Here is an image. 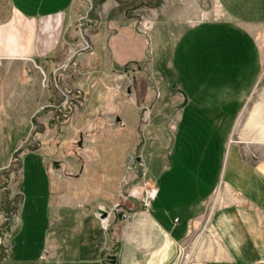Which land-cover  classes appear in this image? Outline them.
<instances>
[{
  "label": "rangeland",
  "instance_id": "obj_1",
  "mask_svg": "<svg viewBox=\"0 0 264 264\" xmlns=\"http://www.w3.org/2000/svg\"><path fill=\"white\" fill-rule=\"evenodd\" d=\"M96 1L79 0L75 52L83 40L80 19L90 22L89 36L112 29L110 22L95 17ZM258 2L221 0L223 8L237 16L254 13ZM160 4L161 0H133L114 15L133 20L135 29L142 30L147 9ZM7 15L6 0H0V23ZM168 30L166 41L154 49L147 47L137 65L117 67L106 61L107 49L94 53L90 45L80 53L85 59L77 63L71 57L60 64L54 55L44 60L0 59V264L8 253L14 261H38L41 254L38 264H71L65 253L52 252L51 234L43 251L55 214L52 206L62 200L70 202L60 214L65 224L83 218L98 235L104 230L110 235L119 213L127 217L142 208L141 199L149 188L180 181L188 200H197L201 195L197 183L205 190L228 181L232 158L223 138L213 145L210 158L185 154L176 159L168 152L174 139L168 125L175 119L172 96L181 88H193L170 70L178 31L174 26ZM146 31L145 27L144 35ZM199 166L204 167V177H198ZM170 168L172 173L162 178ZM99 211L106 213L105 218ZM209 217L206 212L192 230L176 264L204 263L197 253L210 235ZM78 235L70 237V247L78 248ZM93 241H85L77 252H93L98 243ZM110 251L98 252L91 263L83 264H109Z\"/></svg>",
  "mask_w": 264,
  "mask_h": 264
},
{
  "label": "crops",
  "instance_id": "obj_2",
  "mask_svg": "<svg viewBox=\"0 0 264 264\" xmlns=\"http://www.w3.org/2000/svg\"><path fill=\"white\" fill-rule=\"evenodd\" d=\"M130 1H100L95 17L110 22L111 30L106 27L89 36L90 22L84 24L80 19L84 25L78 32L83 40L75 52L79 0H6L8 15L0 23V59L44 60L54 55L60 64L71 57L77 63L85 59L80 53L90 45L94 53L107 49L106 61L117 67L137 65L147 47L154 49L164 42L168 27H177L170 70L193 88H181L172 96L175 119L168 125L174 139L168 152L176 159L185 154L193 155L192 159L210 158L213 145L223 138L232 158L229 179L205 190L197 183V192H201L197 200H188L181 182L169 179L153 187L155 197L148 209L133 210L125 220L117 217L110 235L105 230L98 235L83 218L65 224L60 214L70 208V202L62 200L52 206L55 214L43 251L49 247L51 234L50 249L65 253L71 264L91 263L94 255L108 250L109 264L110 258L114 264H176L181 246L207 212L210 235L197 253L203 264H264V0H259L258 11L244 16L225 10L221 0H161L158 7L147 9V25L140 24L142 30L135 29L133 20L114 15ZM163 143L168 146L167 141ZM172 170L167 169L162 178ZM203 171L204 167L197 168L198 177L206 175ZM73 234H79L78 248L85 241H98L93 252L70 247ZM38 261H14L8 253L3 264Z\"/></svg>",
  "mask_w": 264,
  "mask_h": 264
},
{
  "label": "built area",
  "instance_id": "obj_3",
  "mask_svg": "<svg viewBox=\"0 0 264 264\" xmlns=\"http://www.w3.org/2000/svg\"><path fill=\"white\" fill-rule=\"evenodd\" d=\"M153 188H149L148 190L145 191L144 197L141 199V206L143 209H148L151 206V203L155 197V192L151 194ZM155 191V190H154ZM122 219H125L124 215L122 214ZM177 222V220H175Z\"/></svg>",
  "mask_w": 264,
  "mask_h": 264
},
{
  "label": "water",
  "instance_id": "obj_4",
  "mask_svg": "<svg viewBox=\"0 0 264 264\" xmlns=\"http://www.w3.org/2000/svg\"><path fill=\"white\" fill-rule=\"evenodd\" d=\"M96 4L98 5L99 3H98V0L96 1ZM138 69H139V67H138ZM117 121H118V119H117ZM32 122H33V120H32ZM53 166L56 168L57 167V164L54 162L53 163ZM99 213L101 214V217L102 218H105V216H106V213L105 212H103V211H99ZM122 217V214H118V218H121ZM110 264H114V259L113 258H110Z\"/></svg>",
  "mask_w": 264,
  "mask_h": 264
},
{
  "label": "bare ground",
  "instance_id": "obj_5",
  "mask_svg": "<svg viewBox=\"0 0 264 264\" xmlns=\"http://www.w3.org/2000/svg\"><path fill=\"white\" fill-rule=\"evenodd\" d=\"M155 191H154V189H152V192H151V194H153Z\"/></svg>",
  "mask_w": 264,
  "mask_h": 264
},
{
  "label": "trees",
  "instance_id": "obj_6",
  "mask_svg": "<svg viewBox=\"0 0 264 264\" xmlns=\"http://www.w3.org/2000/svg\"><path fill=\"white\" fill-rule=\"evenodd\" d=\"M101 1V0H100Z\"/></svg>",
  "mask_w": 264,
  "mask_h": 264
}]
</instances>
